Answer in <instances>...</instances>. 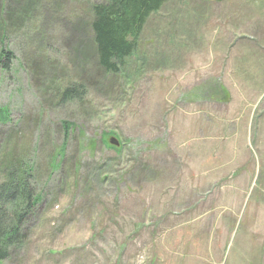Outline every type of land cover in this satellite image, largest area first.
<instances>
[{"label": "rangeland", "instance_id": "rangeland-1", "mask_svg": "<svg viewBox=\"0 0 264 264\" xmlns=\"http://www.w3.org/2000/svg\"><path fill=\"white\" fill-rule=\"evenodd\" d=\"M102 1L0 0V164L38 199L0 264H264V0H167L117 75L72 32Z\"/></svg>", "mask_w": 264, "mask_h": 264}, {"label": "trees", "instance_id": "trees-1", "mask_svg": "<svg viewBox=\"0 0 264 264\" xmlns=\"http://www.w3.org/2000/svg\"><path fill=\"white\" fill-rule=\"evenodd\" d=\"M7 0H5L6 3ZM167 0H103L98 5H91L90 20L82 24L79 20L77 30L81 36L90 34L87 61L105 74L117 75L124 61L134 55L140 36L150 16L158 12ZM21 16L15 14L7 18L5 4L0 11V38L18 27ZM12 21V22H11ZM73 35V34H72ZM75 35L73 37L75 38ZM86 38H77L75 43ZM84 52V51H83ZM11 54L1 53V65L7 69ZM51 67V65H49ZM39 67L37 70L39 72ZM39 76L41 73H38ZM43 75V73H42ZM81 82V79H78ZM85 85L77 83L66 89L61 100L67 102L84 100ZM7 114L0 110V123L6 121ZM13 156L0 164V263L7 261L19 251L27 240L23 225L34 214L38 202L31 186L33 182L32 166Z\"/></svg>", "mask_w": 264, "mask_h": 264}, {"label": "water", "instance_id": "water-1", "mask_svg": "<svg viewBox=\"0 0 264 264\" xmlns=\"http://www.w3.org/2000/svg\"><path fill=\"white\" fill-rule=\"evenodd\" d=\"M110 143H111L112 145H115V146L117 145L116 141H114V140H113V141L111 140Z\"/></svg>", "mask_w": 264, "mask_h": 264}]
</instances>
